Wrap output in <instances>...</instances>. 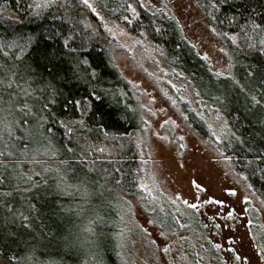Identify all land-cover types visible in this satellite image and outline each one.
Returning <instances> with one entry per match:
<instances>
[{
	"label": "trees",
	"instance_id": "1",
	"mask_svg": "<svg viewBox=\"0 0 264 264\" xmlns=\"http://www.w3.org/2000/svg\"><path fill=\"white\" fill-rule=\"evenodd\" d=\"M196 1L218 32L237 36L228 76L211 70L175 18L136 0H98L97 9L146 34L164 66L185 76L205 107L224 119L216 139L185 111L198 138L220 153L264 210V0ZM113 50L84 0H0V107L32 109L31 123L15 132L25 138L13 137V155L0 157V263L128 264L121 213L132 201L157 228L198 240L187 245L190 264H230L190 208L139 188L133 140L144 126L143 109L114 66ZM22 115L0 112L16 121ZM29 128L38 134L27 137ZM258 240L264 245L263 235Z\"/></svg>",
	"mask_w": 264,
	"mask_h": 264
},
{
	"label": "rangeland",
	"instance_id": "2",
	"mask_svg": "<svg viewBox=\"0 0 264 264\" xmlns=\"http://www.w3.org/2000/svg\"><path fill=\"white\" fill-rule=\"evenodd\" d=\"M97 1L87 4L112 39V62L137 92L143 109L144 126L133 140L140 161L139 188L150 197L163 194L178 207L190 208L211 244L227 260L233 258L230 264H264V245L258 240L264 236V210L220 153L198 138L185 111L201 118L216 139L225 132L224 119L205 107L185 76L164 66L146 34L132 32L125 21L104 18ZM136 1L151 13L178 20L186 40L211 70L231 74L237 36L218 32L196 0ZM121 215L122 253L128 264H190L186 248L199 245L195 237L157 228L132 201Z\"/></svg>",
	"mask_w": 264,
	"mask_h": 264
},
{
	"label": "snow or ice",
	"instance_id": "3",
	"mask_svg": "<svg viewBox=\"0 0 264 264\" xmlns=\"http://www.w3.org/2000/svg\"><path fill=\"white\" fill-rule=\"evenodd\" d=\"M85 3H87V0H85ZM217 3H227V0H217ZM212 7H216V4L215 3L212 4ZM226 19L228 20L229 24L232 23L230 18H226ZM223 22L224 21H221V23H223ZM231 39L233 40V42H235V37H232ZM261 44H264V40L261 41ZM10 86L11 85H9V87ZM74 103L82 104L81 101H76ZM13 109H15V111H17V112L22 113L23 115L19 121L9 120L8 116H4L3 118H0V142H3L4 149H5V150H0V157L13 155L12 151L9 149L16 148L17 145L15 143L10 144L9 141L12 140L13 137H15L16 140L24 139L25 138L24 136H21V137L15 136L16 129L19 125L31 123L29 120L26 119V117H28L32 112V109L28 106L27 103H24V104H22V106L17 107L15 102H10L9 107L7 109L0 107V112L7 111L9 115H13ZM5 134L8 137L7 140H5ZM36 134H38V133H33L31 128L27 129L25 132V135L27 137H34V135H36ZM24 149H25V151L23 154L27 155L28 144L24 145ZM192 207H195V205H192ZM217 247H219V246H217ZM237 259H240V257H237Z\"/></svg>",
	"mask_w": 264,
	"mask_h": 264
}]
</instances>
